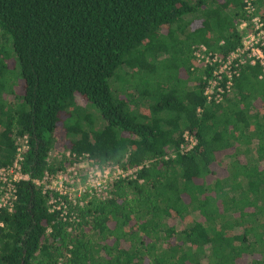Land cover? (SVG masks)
<instances>
[{"label": "trees", "instance_id": "1", "mask_svg": "<svg viewBox=\"0 0 264 264\" xmlns=\"http://www.w3.org/2000/svg\"><path fill=\"white\" fill-rule=\"evenodd\" d=\"M242 20L244 0H0V165L26 134L23 171L54 176L71 164L49 155L61 131L90 163L143 164L69 204L72 220L20 181L0 264H264L261 67L207 102L193 55L227 54ZM186 129L197 144L181 153Z\"/></svg>", "mask_w": 264, "mask_h": 264}, {"label": "built area", "instance_id": "2", "mask_svg": "<svg viewBox=\"0 0 264 264\" xmlns=\"http://www.w3.org/2000/svg\"><path fill=\"white\" fill-rule=\"evenodd\" d=\"M254 0H244V10L249 14V24L242 20L240 28H247L241 42L227 54L211 51L205 44L194 47L193 55L198 65L207 71L203 95L207 102H220L233 85V79L245 65H259L264 76V19L256 12ZM183 142L180 152L191 150L197 144L195 134L188 129L182 133ZM29 148L26 134L17 138L14 157L7 165H0V213L11 211L17 200V186L22 180H30L40 188L46 197L47 210L57 213L63 219L72 220L74 215L68 209L75 205L84 193L94 194L104 199L110 196L111 184L119 178H135L142 165L122 167L111 164L90 163L85 157L75 155L69 149L61 153L71 164L60 169L50 177L44 173L41 177L30 178L23 171L25 153ZM171 154L165 155V158ZM173 156V154H172ZM4 226L0 219V231Z\"/></svg>", "mask_w": 264, "mask_h": 264}, {"label": "rangeland", "instance_id": "3", "mask_svg": "<svg viewBox=\"0 0 264 264\" xmlns=\"http://www.w3.org/2000/svg\"><path fill=\"white\" fill-rule=\"evenodd\" d=\"M187 85H189V82L187 83ZM80 104L81 105H85V102L82 99H79ZM57 145L56 147L50 151V156L51 157H57L58 159L60 158L61 153L66 152L68 149V147L65 149L63 148L64 144L66 145V143H64V141L66 140V137L63 135V131H61L60 133H58L57 135Z\"/></svg>", "mask_w": 264, "mask_h": 264}]
</instances>
